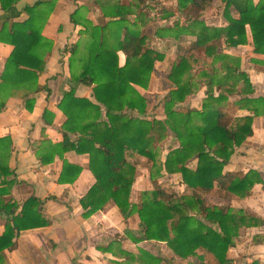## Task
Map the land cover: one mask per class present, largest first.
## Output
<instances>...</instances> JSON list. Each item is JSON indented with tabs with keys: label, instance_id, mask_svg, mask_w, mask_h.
<instances>
[{
	"label": "trees",
	"instance_id": "obj_1",
	"mask_svg": "<svg viewBox=\"0 0 264 264\" xmlns=\"http://www.w3.org/2000/svg\"><path fill=\"white\" fill-rule=\"evenodd\" d=\"M16 1L0 0V8L5 9ZM53 1L36 0L23 7L27 18L11 22L5 19L0 24V41L13 47L4 61L0 89L22 85L31 92L38 88L36 72L42 69V58L52 47L50 40L40 34V29ZM143 1L137 0V3L143 4ZM211 1L175 0L176 8L185 14L187 24L175 23L165 28L167 36L193 35L194 43L204 46L205 53L212 54L217 48L206 42L222 39L227 46L247 44V29L253 52L264 54V0L256 3L251 0H215L223 3L222 11L227 22L219 28L207 26L199 19L202 10ZM111 7L113 11L107 23L92 26L90 22H84L83 28L90 41L85 43L82 53L79 52L78 42L67 47L70 54L67 58L69 77L77 83L92 86L91 99L75 97L72 87L63 92L56 105L66 116L62 129L77 135L74 140H69L64 134L61 143H49L51 154L47 161L54 154L60 158L64 151L70 149L76 153H87L88 170L95 182L79 199L84 209L83 217L97 212L106 201L111 200L122 215H129L130 212L137 214L145 239L164 241L176 256L183 259L194 256L191 264H231L233 260L226 255V251L233 247L238 227L255 226L260 220L230 206L206 205L204 196L211 191L214 179L222 177L223 165L234 147L250 135L253 115H264V101L259 97L240 98L253 115L234 118V125H228L231 119L217 105L226 97L221 88L229 80L235 86L240 78L239 74H231L238 65L232 59L229 66L224 65L228 66L227 75L219 79L210 78L209 84L217 85L220 91L216 97L207 91L200 109H189L187 112L176 110L175 105L191 91V75L188 73L184 78L192 61L191 43L186 48H176L178 53L168 72L173 87L164 96V117H140L145 113V100L133 86L147 87L152 64L161 59L162 54L144 44V35L136 24L140 18L130 21L128 16L131 13L127 6L115 3ZM229 7L236 16H232ZM76 13L75 10L71 13L73 23L78 21ZM24 35L29 38L28 41L19 43ZM118 51L124 54L122 66L117 63ZM243 81L245 90L251 92L245 76ZM100 106L104 108L103 120L99 119ZM2 107L3 102H0V109ZM166 134L175 138L178 145L166 150L157 163L156 143ZM127 154L143 156L153 171L150 175L153 188L140 192L138 205L128 201L135 170L132 164L126 162ZM192 159L194 165L190 167ZM40 160L43 161V158ZM60 172V183L71 182L77 177L79 167L63 161ZM176 172L180 173L183 185L191 190L189 196H177L156 185L155 176H169ZM255 179H258L256 172H248L242 177L226 174L224 190L243 196ZM40 205L35 196H30L21 204L0 203V214L3 211L7 214L0 235V253L13 245L19 231L47 224L40 215ZM149 258L152 264L156 263L152 256ZM249 264H264V261L256 258Z\"/></svg>",
	"mask_w": 264,
	"mask_h": 264
},
{
	"label": "crops",
	"instance_id": "obj_2",
	"mask_svg": "<svg viewBox=\"0 0 264 264\" xmlns=\"http://www.w3.org/2000/svg\"><path fill=\"white\" fill-rule=\"evenodd\" d=\"M34 1L17 0L5 9L0 8V24L5 19L11 22L27 18L23 7ZM257 1L251 0L252 3ZM115 3L130 9V21L140 18L136 24L144 35V44L162 54L161 59L152 64L147 87L133 86L145 100V113L140 117H164V96L173 87L168 72L178 53L176 48H186L191 43L192 61L184 74V78L188 73L191 75V91L175 105L176 110L187 112L189 109H200L207 91L216 97L220 91L217 85L209 84L210 78L219 79L227 75L232 59L238 65L231 74H239L240 78L235 86L229 80L221 88L226 97L217 105L231 119L228 125H234V118L253 115L240 98L259 97L264 101V54L253 52L247 29V44L227 46L222 39L218 42L210 40L206 43L215 45L217 49L215 53L207 54L204 46L194 43L193 35L167 36L165 28L175 23L187 24L183 12L177 10L175 0H144L143 4L137 3V0H54L40 29V34L50 40L52 47L42 58V69L36 72L38 88L31 92L22 85L0 89V102H3L0 109V203L21 204L23 200L35 196L41 204L40 215L47 224L19 231L13 245L1 251L2 264H152L149 256L156 259L155 264H191L195 259L194 256L186 259L176 256L164 241L145 239L137 214L130 212L129 215H122L111 200L106 201L97 212L83 217L84 209L79 199L95 182L88 170L87 153H76L70 149L64 151L60 158L54 154L47 161L51 154L49 143H61L64 134L69 140H74L77 135L62 129L66 116L56 105L63 92L72 87L75 97L91 99L92 86L77 83L69 77L67 58L70 54L67 47L78 42L79 52L82 53L85 43L90 41L83 28L84 22L88 21L92 26L107 23L113 11L111 6ZM222 6V2L212 0L202 10L199 19L207 26H224L227 22ZM74 10L77 12L76 23L71 21ZM229 11L236 16L231 7ZM28 39L24 35L19 43H26ZM12 49L10 44L0 41V75ZM117 63L120 66L124 64V54L120 51ZM243 76L249 81L251 92L245 90ZM100 108L99 119L103 120L104 108ZM157 143V163L166 150L178 145L170 134ZM125 160L135 170L128 201L138 205L140 192L153 188L150 177L153 171L143 156L127 154ZM63 161L79 167L75 180L58 181ZM193 165L194 159L189 166ZM248 172H256L258 179L253 181L247 194L236 196L225 192L226 174L242 177ZM155 178L156 185L165 192H174L177 196H189L191 193L181 182L178 172ZM204 197L206 205L230 206L260 220L255 226L238 227L235 243L226 251V255L233 260L231 264H249L256 258L264 261V255L259 253L264 248V115H253L250 135L234 147L223 165L222 177L214 179L211 191ZM6 218L7 214L3 211L0 214V235Z\"/></svg>",
	"mask_w": 264,
	"mask_h": 264
},
{
	"label": "rangeland",
	"instance_id": "obj_3",
	"mask_svg": "<svg viewBox=\"0 0 264 264\" xmlns=\"http://www.w3.org/2000/svg\"><path fill=\"white\" fill-rule=\"evenodd\" d=\"M209 6V5H208ZM213 8V7H212ZM216 8L218 9L219 8V6H216ZM216 8H215V10H216ZM202 14V13H201ZM183 18H185V14H183ZM152 93L154 94V92H153V90H152ZM151 96V95H150ZM153 98V97H152ZM158 144V143H157ZM165 145H167V144H165ZM163 147H164V145H163ZM141 173H143V171H141L140 172V174ZM142 175V174H141ZM249 243V242H248ZM262 251H260L259 253H262L261 255H264V248H262L261 249ZM255 254V253H254ZM254 254H252V255H254Z\"/></svg>",
	"mask_w": 264,
	"mask_h": 264
}]
</instances>
